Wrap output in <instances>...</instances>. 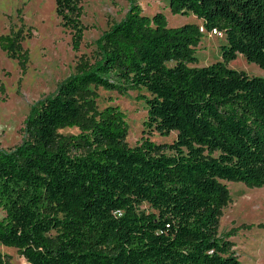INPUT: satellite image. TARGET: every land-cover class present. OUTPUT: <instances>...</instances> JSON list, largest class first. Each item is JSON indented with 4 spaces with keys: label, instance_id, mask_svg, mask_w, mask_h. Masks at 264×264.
<instances>
[{
    "label": "trees",
    "instance_id": "1",
    "mask_svg": "<svg viewBox=\"0 0 264 264\" xmlns=\"http://www.w3.org/2000/svg\"><path fill=\"white\" fill-rule=\"evenodd\" d=\"M56 1L78 44L79 0ZM169 7L202 26H168L163 12L147 15L131 1L97 41L95 61L33 106L23 142L0 148V245L28 264H241L219 225L226 181L264 186V78L228 63L242 53L264 69V0ZM202 28L225 33L223 60L195 66ZM1 44L18 46L9 35ZM97 87L146 90V127L177 131L176 140L129 145L127 114L100 108ZM0 264H8L1 251Z\"/></svg>",
    "mask_w": 264,
    "mask_h": 264
},
{
    "label": "rangeland",
    "instance_id": "2",
    "mask_svg": "<svg viewBox=\"0 0 264 264\" xmlns=\"http://www.w3.org/2000/svg\"><path fill=\"white\" fill-rule=\"evenodd\" d=\"M133 0H79L83 27L82 39L76 44V28L65 26L57 13L56 0H0V148L11 149L21 144L26 136L25 124L33 106L53 94L60 82L91 65L96 59L97 41L112 25L122 20ZM147 15L157 11L167 17L168 26L187 23L202 26L196 15L173 14L169 0H134ZM197 46L195 66H206L222 61L221 46L226 43L224 32H207ZM15 38L18 46L9 51L1 44L3 36ZM228 67L244 71L250 76L264 78V69L249 62L238 53ZM99 107L117 105L126 114L129 124L127 142L135 146L144 138L157 144L176 140L178 132L161 135L145 125L147 104L140 96L146 90L129 91L95 88ZM62 134H75L77 128L60 129ZM169 152V150H165ZM231 199L220 217L219 233L232 232L231 240L241 264H264V186H250L241 181H226ZM141 210L152 211L148 204ZM5 212L0 209V218ZM8 264H28L18 249L0 245Z\"/></svg>",
    "mask_w": 264,
    "mask_h": 264
},
{
    "label": "built area",
    "instance_id": "3",
    "mask_svg": "<svg viewBox=\"0 0 264 264\" xmlns=\"http://www.w3.org/2000/svg\"><path fill=\"white\" fill-rule=\"evenodd\" d=\"M202 30H203V28H202Z\"/></svg>",
    "mask_w": 264,
    "mask_h": 264
}]
</instances>
